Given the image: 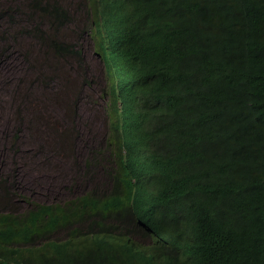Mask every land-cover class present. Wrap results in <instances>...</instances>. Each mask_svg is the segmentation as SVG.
<instances>
[{"label": "trees", "instance_id": "1", "mask_svg": "<svg viewBox=\"0 0 264 264\" xmlns=\"http://www.w3.org/2000/svg\"><path fill=\"white\" fill-rule=\"evenodd\" d=\"M7 2L2 40L39 43L22 52L39 84L18 98L31 122L84 69L70 32L94 25L112 56L121 142L63 200L0 173V264H264V0H97V15L86 0ZM43 63L70 70L45 82ZM78 82L60 100L70 123Z\"/></svg>", "mask_w": 264, "mask_h": 264}, {"label": "rangeland", "instance_id": "2", "mask_svg": "<svg viewBox=\"0 0 264 264\" xmlns=\"http://www.w3.org/2000/svg\"><path fill=\"white\" fill-rule=\"evenodd\" d=\"M7 1L10 0H0V4H8ZM11 21L17 26L19 18L11 17ZM75 34L71 31L69 35L78 40L91 71V76L82 83L80 95L88 92L92 99L80 107L78 122L70 123L71 127L75 125L74 128L57 139L55 131L48 125L51 121L48 114L61 112L60 104L64 106V100L62 103L60 100L82 80V71L67 73L73 79L68 82V90L58 97V105L44 108L43 104H37L36 121L31 122L30 114L19 106L18 98L35 90L39 84L26 64L30 56H24L22 52L25 48L29 49L28 53L35 52L39 43L26 36L5 42L2 40L5 34L0 29V173L13 175L19 190L42 202L70 196L78 189L76 182L85 179L84 168H91V174L96 175L102 169L98 157L104 152L118 151L120 147L116 133L110 131V122L116 119L118 108L113 71L105 67V63L112 64V56L109 49L108 52L102 50L104 63L98 44L106 39L90 32L80 37ZM42 65L46 69L43 71L47 77L45 82L51 75L56 79L70 70L69 67L66 71L61 67L55 69L54 63ZM91 126L96 132V136L90 137L93 141L87 140L84 131Z\"/></svg>", "mask_w": 264, "mask_h": 264}, {"label": "clouds", "instance_id": "3", "mask_svg": "<svg viewBox=\"0 0 264 264\" xmlns=\"http://www.w3.org/2000/svg\"><path fill=\"white\" fill-rule=\"evenodd\" d=\"M62 1H64V2L67 3L70 0H62ZM86 3H87V5H90L91 10L97 15V12H98V2H97V0H86ZM73 29L74 30H77V28H73ZM78 30H80V29H78ZM97 31H98L97 28L93 25V26H91L89 28V31L88 32H90V33H92L94 35H98V32ZM99 36L100 37H103L104 39H106V37L104 35H99ZM99 48H100V45H99ZM81 49H82V47H81ZM101 51L102 50L100 48V55H101ZM82 52L84 53V50L83 49H82ZM101 57H102V55H101ZM102 59H103V57H102ZM103 61H104V59H103ZM104 63H105V61H104ZM83 65H84V69H82L81 65L79 67V72L82 71V73H83L82 80H80L76 84V88H75V90L73 92H71V97H70V100L73 102V103L70 104V106L72 108V112L74 111L75 114H76L75 122H78V120H79V109H80V107L82 105H84V104H87V103L89 104L90 103V100L92 99L91 94H89L88 92L80 95V92L82 90V83L85 82V81H87L88 78L91 76L90 67H89V65L87 63V59H86L85 53H84V64ZM109 65H112V64H109ZM109 65H107L105 63V67L107 69L112 68V67H109ZM84 77H85L86 80L84 79ZM114 80H115V76H114ZM114 86H115V83H114ZM114 97L117 100L118 108H117V111H116V119H114V120H112L110 122V131L112 133H116V135H117L116 140L118 141V145L120 146L121 140H120L119 136L121 134V130L119 128L120 126L119 127L117 126V125H120V120H121L120 119V114H119L120 113V100H119V97H118V94H117V91H116V86L114 87ZM65 99H68V94L65 97ZM74 102H76V103H74ZM57 114L60 117L58 119H56V126H57V129H58V132L62 135L65 132H67L68 129H71L70 128V122L67 121L65 118H63L61 116V112L60 113H57ZM84 131L86 132V134H87L86 136L87 137L88 136H90V137L91 136H96V135H94L96 132H95L93 126H91L90 128H86ZM115 153H116V151H114V152H112V151H110V152H104L102 156H99L98 157V160L100 161L99 163H101L102 158L103 159H107V160H112ZM92 157H93V155H92ZM90 159H92V158L90 157ZM89 162L91 163V161H88V164H90ZM84 170H85V168H84ZM89 170H90V174H91V168H89ZM101 174H102V172H99L95 176H100ZM91 175H93V174H91ZM46 202H48V201H46ZM51 202H53V201H51Z\"/></svg>", "mask_w": 264, "mask_h": 264}, {"label": "bare ground", "instance_id": "4", "mask_svg": "<svg viewBox=\"0 0 264 264\" xmlns=\"http://www.w3.org/2000/svg\"><path fill=\"white\" fill-rule=\"evenodd\" d=\"M37 71V70H36ZM21 83V82H20ZM43 83V82H42ZM21 85V84H20ZM38 88V87H37ZM87 140H90V141H92V139L90 138V136H88L87 137ZM68 203V202H67ZM66 204H64V206H65Z\"/></svg>", "mask_w": 264, "mask_h": 264}]
</instances>
